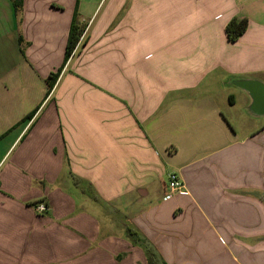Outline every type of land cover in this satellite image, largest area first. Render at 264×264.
Segmentation results:
<instances>
[{
    "label": "crops",
    "instance_id": "obj_1",
    "mask_svg": "<svg viewBox=\"0 0 264 264\" xmlns=\"http://www.w3.org/2000/svg\"><path fill=\"white\" fill-rule=\"evenodd\" d=\"M76 10L86 30L64 66ZM20 16L0 0V264H148L128 228L166 264H264V108L242 86L264 85V0H23ZM234 18L248 28L231 42ZM136 48L156 49L158 82L114 76V53ZM239 104L248 131L224 112ZM171 172L186 190L165 198Z\"/></svg>",
    "mask_w": 264,
    "mask_h": 264
},
{
    "label": "rangeland",
    "instance_id": "obj_2",
    "mask_svg": "<svg viewBox=\"0 0 264 264\" xmlns=\"http://www.w3.org/2000/svg\"><path fill=\"white\" fill-rule=\"evenodd\" d=\"M49 8L52 9V8H62V7H59V5H57V4L51 5V3H50ZM20 14H18L19 17H21ZM134 15H135V17H134L135 18V29H136V31H142V20L138 18L139 14H138L137 10H136V13ZM119 21H120V18L119 17L116 18V20L114 21V29L116 28ZM79 25L85 26V24H82V23H79ZM149 50H150V53L147 52L143 56V53L140 50H138V48H136V52L131 53V57L128 58L126 61L123 60V55H121L120 52H115L114 54L117 56H120V59L118 61L114 60V76L119 74L121 78H126V79L132 78V76L142 78L145 75V73L147 76L146 71H148V75L151 76L152 80H154L155 82H158L157 81L158 79L156 78V75H158V73H157V71L154 70L153 65H154V61H156V59H158L159 56H157L155 54L156 49L153 48V49H149ZM141 55L143 56L142 59H144V57L146 55L151 56V58L149 60H147V62H146L147 69H144L140 66V63L142 65V62H141L142 59L140 61H135V62L132 61V60H138ZM152 56H153V58H152ZM130 64H131V66H130ZM58 70L59 69H57V71ZM72 70H73V66L69 71L71 73H73ZM98 70L101 72V68H99ZM89 71H91L93 73V77H95V78L98 77L101 79V73L96 74L92 68H90ZM102 72H104V71H102ZM75 76L80 77L82 75H79V73H77V74H75ZM82 78H84V77L82 76ZM126 79L124 80L125 82H126ZM97 81L100 82L99 79H97ZM153 85H158V84H153ZM114 87L119 89V97H121V95H125L126 93H128V88H127L126 83L114 84ZM93 100H91V102L95 103V100L94 101ZM93 103L88 104V102H87V106L90 105V107H92V106H94ZM103 104H106V102L103 101ZM109 105H110V103H109ZM224 112L229 117L230 121L232 122V124L234 125V127L237 130L241 131V127H242V125H241L242 121L240 120V116L245 117V121H248L247 128L245 129V131H248V130L253 128L254 125H252V123L250 122V121H252L250 119H253V118H251V115H249L247 113L244 105L239 104V106L235 110H229V109H227L226 106H224ZM97 119H98V122L100 123L101 121L106 119V116L98 117ZM102 129H103V133H104L105 131H112L114 128L106 125V126H103ZM87 136H90V138H91V133H87ZM101 144H102L103 156L112 155V149H111V147L107 146V142H106L105 137L102 139ZM98 150L100 152V149H98ZM165 180H167V179H165ZM78 182H81V181L78 180ZM163 196L165 198H168L167 189L164 190ZM99 202H100V204H98V205L100 206L99 207L100 210L103 209V211H100V212H102L100 215V218L102 219L103 226L106 227V230H110V231L114 232V201L106 199V197L103 196L102 198H100ZM87 203L90 205V203H92V202H87ZM118 215H119V213H118ZM108 225L111 226V229L108 228ZM116 230H118V229H116Z\"/></svg>",
    "mask_w": 264,
    "mask_h": 264
},
{
    "label": "trees",
    "instance_id": "obj_3",
    "mask_svg": "<svg viewBox=\"0 0 264 264\" xmlns=\"http://www.w3.org/2000/svg\"><path fill=\"white\" fill-rule=\"evenodd\" d=\"M14 6V9L16 11V14H19L23 10V0H11ZM79 16L77 10L75 11L73 22L71 25L68 42L66 46V54H65V61L64 66L69 60V58L73 55L74 51L76 50L80 39L82 35L84 34L86 30V26H80L79 25ZM248 28V20L247 19H240V18H234L232 19L226 26V34L228 39L231 42H236L238 39L246 32ZM63 70V67L59 69L56 73H53L50 75L48 79V94L47 96L52 92L54 89L61 72ZM37 111L32 113L25 121L31 120L33 116L36 114ZM130 235H132L136 242H143L144 250L147 254V261L148 264H166L159 256L157 250L151 245L150 243L145 242L136 231L132 230L131 228H128Z\"/></svg>",
    "mask_w": 264,
    "mask_h": 264
},
{
    "label": "built area",
    "instance_id": "obj_4",
    "mask_svg": "<svg viewBox=\"0 0 264 264\" xmlns=\"http://www.w3.org/2000/svg\"><path fill=\"white\" fill-rule=\"evenodd\" d=\"M166 189L168 191V197L186 190L185 183L178 172L169 173ZM35 209L39 213H45L49 210L48 205L44 202L38 204Z\"/></svg>",
    "mask_w": 264,
    "mask_h": 264
},
{
    "label": "water",
    "instance_id": "obj_5",
    "mask_svg": "<svg viewBox=\"0 0 264 264\" xmlns=\"http://www.w3.org/2000/svg\"><path fill=\"white\" fill-rule=\"evenodd\" d=\"M242 86L253 95L255 108H264V85L247 81Z\"/></svg>",
    "mask_w": 264,
    "mask_h": 264
}]
</instances>
